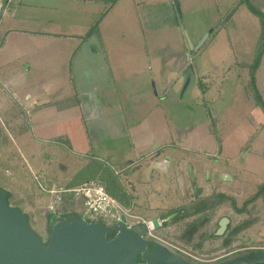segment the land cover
I'll use <instances>...</instances> for the list:
<instances>
[{
	"label": "rangeland",
	"instance_id": "rangeland-1",
	"mask_svg": "<svg viewBox=\"0 0 264 264\" xmlns=\"http://www.w3.org/2000/svg\"><path fill=\"white\" fill-rule=\"evenodd\" d=\"M68 1L77 13L68 14L64 37L88 34L101 0ZM111 1L116 4L104 27L109 46H98L97 53L86 46L75 59V40H58L57 52L45 46L44 57L32 54L0 70V187L9 193L8 203L47 241L49 196L39 179L64 186L83 158H94L132 196L125 219L150 221L159 213L163 219L175 185L148 168L161 151L173 161L170 171L198 183L203 193L204 172H217L211 184L235 203L227 200L214 210L196 239L183 240L185 223L171 219L152 234L199 260L264 250V197L255 198L264 183L263 18L243 0ZM251 2L264 15V0ZM9 79L21 81L20 94L13 95ZM54 215L97 220L72 203ZM222 217L239 229L226 247L214 235Z\"/></svg>",
	"mask_w": 264,
	"mask_h": 264
},
{
	"label": "water",
	"instance_id": "water-1",
	"mask_svg": "<svg viewBox=\"0 0 264 264\" xmlns=\"http://www.w3.org/2000/svg\"><path fill=\"white\" fill-rule=\"evenodd\" d=\"M223 178L231 179L228 174ZM228 221L226 217L221 221L220 233ZM151 223L155 228L160 225L158 219ZM142 228L148 232L150 226L143 223ZM108 230L107 225L85 218L67 220L58 216L46 244L34 233L26 215L8 203L5 190L0 187V264H190L159 242L147 253L144 233L137 234L121 222H118V234L111 240L107 239ZM138 255L145 262H139ZM261 263H264V251L225 264Z\"/></svg>",
	"mask_w": 264,
	"mask_h": 264
},
{
	"label": "crops",
	"instance_id": "crops-1",
	"mask_svg": "<svg viewBox=\"0 0 264 264\" xmlns=\"http://www.w3.org/2000/svg\"><path fill=\"white\" fill-rule=\"evenodd\" d=\"M98 2L99 7H101L99 9L100 13L98 12L99 15L93 22L94 24L91 23L90 26L93 27L97 24L96 30L90 35L82 34L80 36H74L72 34H66L67 37H64L63 33L65 32H61V29L62 26L63 29H66L69 25L67 20L68 14L74 15L77 13L75 5L69 3L68 0H17V4H13L12 0L8 2L0 0V70H7L8 66L11 65L13 61H19L21 58L29 57L32 54L38 53L40 56L44 57L43 47L52 46V48H54L53 45H56L55 43L58 40H66L68 38H70V40H75L76 48H73L70 52L71 56L75 57V59L76 56L85 52L86 46H95V53H97L98 46H109L110 43L104 31V27L105 21L109 20L111 9L116 2H113V4L111 0H108V2L104 0ZM104 2L106 6L103 8ZM92 40L98 41L93 42ZM59 49L60 48H54L52 52H57ZM30 65L31 64L28 66ZM9 80V86L12 87L14 91L13 95L20 94L19 90L16 89L19 88L21 81L16 79L12 81ZM25 98L27 99L29 96ZM157 153L158 152H154L150 160V167L148 166V168H150L149 172L152 170L155 172L164 171L166 166L167 169L172 167L173 161L169 154H163L161 151L158 153L160 156L165 155V159L160 156L156 157L158 156ZM154 157H156L155 160H153ZM48 162L45 163L46 166L43 167L44 169L49 168ZM156 165L158 169H156ZM137 167L138 166H136V168ZM51 183L55 182L52 181ZM74 203V207L77 205L82 206L78 200L74 199Z\"/></svg>",
	"mask_w": 264,
	"mask_h": 264
},
{
	"label": "flooded vegetation",
	"instance_id": "flooded-vegetation-1",
	"mask_svg": "<svg viewBox=\"0 0 264 264\" xmlns=\"http://www.w3.org/2000/svg\"><path fill=\"white\" fill-rule=\"evenodd\" d=\"M159 153V152H158ZM157 153V154H158ZM160 155L158 154L159 157ZM153 160H155V158ZM162 158H165V155L160 156ZM165 162H167L165 160ZM162 174L164 176V178L167 179H171L172 182L175 185V190L173 192V195L171 196L172 200H170L169 196L167 197V200H169L170 205L169 207H167V210H171V212L167 215V217H164L163 219L161 218V213H159L156 217L152 218L150 221H145L142 219V221H129L127 219H125V217L118 219L117 221H114L111 224H107L105 221L102 220H98L95 221L99 224H105L109 227V230L107 232V239L111 240L113 239L117 234H118V222H121L123 225H125L126 227L130 228L131 230H133L134 232H137V234H142L144 233L143 237L146 239V243H147V248L146 251L147 253H151L154 250V244L156 242H159L163 245H165L166 247H168L171 251H173L175 254H177L178 256H180L181 258L185 259L187 262H189L190 264H225L230 260L236 259V258H243V259H249L252 258L257 252L259 251H264V250H253V249H237L236 251H230L228 253H225L223 255H219L217 257H215L214 259H202L199 260L197 257L192 256L190 253H187L186 251H182L180 248L176 247V246H170L168 245L166 242H163L162 240H160L157 236H155L153 233V231H157L161 226L163 227L164 225H166V220H173V224H182V222H184V227H183V234H182V239L183 240H192V239H196L195 237H198L199 232L203 231V229L205 230L206 228H208L210 226V222L212 219V213L214 212V210H216L218 207L222 206L223 204L227 203L226 201V197L228 196L227 193L223 192V191H218L215 188L214 184H211V180L217 178V172L216 174H213V177L210 175V172L206 171L204 172V179L208 182V183H204L205 185L208 184L206 186L205 192L203 193V191L199 190V184L191 181V182H184V180H181L180 175L177 172H171L170 169H167V166L165 167L164 171H151L150 175H159ZM191 174V173H189ZM227 174L224 173L222 174L223 176ZM215 175V177H214ZM222 175H221V179H222ZM229 175V174H228ZM230 176V175H229ZM189 178H191V176H189ZM224 179V178H223ZM180 180V182H179ZM227 180V179H224ZM157 183V182H156ZM207 192V193H206ZM222 196H224V198H222ZM131 197V205L129 208H131L133 206V199L132 196ZM215 199V203L214 204V209H212V199ZM223 199V200H222ZM219 200H222L220 202H218ZM200 203V205L198 207H194L192 208V206H195L196 204ZM201 205H206V206H201ZM150 209H152L150 207ZM236 210V208H234ZM166 210V211H167ZM193 213V214H191ZM130 216V215H129ZM225 217H222L219 220V227L216 229L214 235L216 237H219L222 239V243L221 245L226 247L227 245V228L230 224L231 219H229L225 230L220 233V223L221 221L224 219ZM153 219H158L159 220V227L155 228L153 227V225L150 227L148 232H144L143 228H142V224L143 223H151V221ZM165 221V222H164ZM150 226V225H149ZM179 226V225H177ZM183 226V224H182ZM210 234L207 233L206 231V235L204 237L207 238ZM49 240L44 241L46 244L48 243ZM205 241V240H204ZM204 241H200L199 242V246L202 245V243ZM244 250V251H243ZM137 260L139 262H145L144 258L142 255H138L137 256ZM162 264V263H161ZM164 264V263H163ZM264 264V263H261Z\"/></svg>",
	"mask_w": 264,
	"mask_h": 264
},
{
	"label": "trees",
	"instance_id": "trees-1",
	"mask_svg": "<svg viewBox=\"0 0 264 264\" xmlns=\"http://www.w3.org/2000/svg\"><path fill=\"white\" fill-rule=\"evenodd\" d=\"M243 1L248 6V8L250 9V11L252 13H254L255 15H258L260 18H263L261 20H262V23L264 24V15L261 12V10H259V8H257L251 2V0H243ZM96 28H97V24L94 25L90 29L88 35H90L93 31H95ZM263 28H264V26H263ZM263 31H264V29H263ZM259 63H260V58H257V60L255 61L254 65H253V68L257 67L259 65ZM253 78L255 79L254 74L252 73V84H254ZM201 88H202V91L204 92V88L203 87H201ZM260 104L264 110V100L262 98H260ZM83 159L84 160H83L82 167L71 177V179L69 181H67V183L64 184V186L71 188V187L81 185L82 183L87 182V181L92 180V179L98 180L104 185L106 191L111 196L115 197L124 208H129L130 205L132 204L131 203V197L125 193L123 186H122L123 183L119 179L118 175L115 172H113L111 169H109V167H107L102 161H99V160L94 159V158H89V159L83 158ZM114 188H118L119 192L118 193L114 192ZM5 193H6V200H7L9 193H7V192H5ZM261 195H263V197H264V183L258 187L255 198L258 196H261ZM222 198H224V196H222ZM222 200H219L218 202H220ZM226 200H230L231 203H233V205L235 203L233 197H231V196H227ZM211 201L213 202L211 205L212 209H214V204H216L215 199L213 198ZM68 203H72V206H74L75 203H74V199L72 198V196L71 197L66 196L63 200V203L60 205V207L63 205H67ZM80 204H81V202H80ZM247 204L248 203H246V205ZM199 205H200V203L196 204L195 206H192V208L198 207ZM46 206H47V203H46ZM201 206H206V205H201ZM236 210L242 212L241 208L236 207ZM55 213L51 212V211H49V213H48L49 232H50L51 226L53 225V223L57 219V217L54 215ZM191 214H193V213H191ZM50 219H52V220H50ZM65 219L73 220L74 218H65ZM87 220L92 221L89 218ZM171 221H173V220H171ZM238 231H239L238 227L231 228L230 225L228 226V228H227V242H228L227 245L231 244V242L233 241L234 235L236 233H238Z\"/></svg>",
	"mask_w": 264,
	"mask_h": 264
},
{
	"label": "built area",
	"instance_id": "built-area-1",
	"mask_svg": "<svg viewBox=\"0 0 264 264\" xmlns=\"http://www.w3.org/2000/svg\"><path fill=\"white\" fill-rule=\"evenodd\" d=\"M38 182L40 188L49 196L46 206L48 211L57 212L64 198L72 196L73 199L81 202L85 214L87 213L90 218L97 219L95 221L105 219L108 220L107 224H111L129 215L119 201L111 196L98 180L92 179L71 188L56 183L48 184L44 178H40ZM120 212L122 215H116Z\"/></svg>",
	"mask_w": 264,
	"mask_h": 264
},
{
	"label": "bare ground",
	"instance_id": "bare-ground-1",
	"mask_svg": "<svg viewBox=\"0 0 264 264\" xmlns=\"http://www.w3.org/2000/svg\"><path fill=\"white\" fill-rule=\"evenodd\" d=\"M150 227L153 225L152 223H149Z\"/></svg>",
	"mask_w": 264,
	"mask_h": 264
}]
</instances>
